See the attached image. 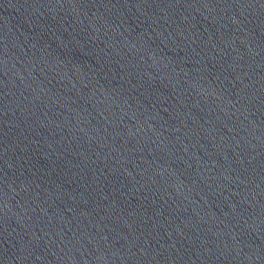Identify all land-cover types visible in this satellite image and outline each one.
I'll list each match as a JSON object with an SVG mask.
<instances>
[{
  "label": "water",
  "instance_id": "1",
  "mask_svg": "<svg viewBox=\"0 0 264 264\" xmlns=\"http://www.w3.org/2000/svg\"><path fill=\"white\" fill-rule=\"evenodd\" d=\"M0 264H264V0H0Z\"/></svg>",
  "mask_w": 264,
  "mask_h": 264
}]
</instances>
